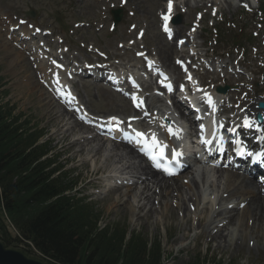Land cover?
I'll return each instance as SVG.
<instances>
[{
  "label": "rangeland",
  "instance_id": "374dc122",
  "mask_svg": "<svg viewBox=\"0 0 264 264\" xmlns=\"http://www.w3.org/2000/svg\"><path fill=\"white\" fill-rule=\"evenodd\" d=\"M165 0H163L162 3L156 2V0H128V6L122 9L123 14L125 15L124 22L118 26L117 33L114 36L107 34V35H101L99 38L101 41V50L107 52L106 47L113 52V48L117 40L119 39L129 42L131 39L134 40L136 34L143 33V41L144 45L146 47L152 48L151 53H155V45L158 40V34L159 30L156 31L157 28V18L154 19L151 17L150 12L153 14L155 13L156 9L157 11L160 9L162 10ZM186 1V0H185ZM188 1V0H187ZM263 4L264 9V0H260ZM240 3V0H223V3L218 7V10L222 13V17H227V20L230 21L229 17L230 15L233 16V22L236 25L235 29L231 30L226 27V33L223 32L224 36L226 38L233 37V35L238 36L240 34L239 28L241 29V26L244 24L245 20L251 18L252 20H255L257 22L259 19L258 13L249 14L245 13L246 16L244 18H241L237 12H240V8L238 4ZM81 4L80 6H78ZM112 4L116 5L115 0H0V10L4 12L7 16H5L8 20V14L10 15V18L15 21V17H20L22 12H26L29 8H34L37 11V16L39 19V23L37 26H39L42 29L50 30V28L57 27V21H62L65 23L66 27L72 28L73 22H83V21H89L92 22V20L95 19H102L104 20L107 16V14H103L102 12L104 10H108L109 13L112 11L110 7ZM76 9L77 11H74ZM221 8V9H220ZM8 14H7V12ZM177 12L180 13L181 9H177ZM191 12V11H190ZM236 12V13H235ZM157 13V12H156ZM194 13V12H191ZM155 17V14H154ZM209 16H207L208 22ZM10 19V20H11ZM108 19V17H107ZM189 19L191 20L192 17L189 15ZM74 20V21H71ZM219 21V18L217 19ZM134 26V27H133ZM188 27V26H187ZM186 27V30H187ZM258 29V27H255V31ZM199 38L205 42H212V37L215 35L213 32L210 33V36L207 37L204 34H199ZM78 39H80V36H76ZM5 38V32H1L0 29V40L4 41ZM118 38V39H117ZM50 39V38H49ZM52 41V39H51ZM164 41V40H163ZM199 41V40H198ZM55 44V43H54ZM0 76L3 78L2 84L5 86L0 92H4L8 90V93L5 95H0V101L3 105H9L13 110L12 112L19 116L20 114H23L22 121L31 122V126H35L43 132L44 134H47L46 140H49V143L52 144L51 148L56 149V154L58 157H60L64 162H67V168L66 171H69V173L73 174L71 175V178L75 181V183L78 185L76 187V191H79V188L89 184L91 181H95L97 178L96 176H93L90 174L91 167L88 166V163L86 164V158L90 155L93 156V152H84L80 155H75V150L78 146H81L80 143H75L73 141V133L77 131L78 129H71L72 131L68 132L67 134L69 137H65L62 140L59 139L61 132L56 131L54 134L55 128L45 127L46 123L44 122L43 113L46 112V107H43L41 110L39 107L41 103L38 102V97L43 94L44 97H48L43 92L44 90L40 87L41 85V79L40 74H36L37 71V64L33 62V60L28 59L26 56H22V63L21 68L12 69V67L9 65V55L7 52H4L2 43H0ZM99 48V46H98ZM159 48V46H157ZM226 48L228 46L226 45ZM71 49V51H70ZM80 49V48H79ZM246 50L248 52H251V50L246 47ZM62 51V52H59ZM53 52L61 53L60 56L62 57V60L68 62L70 57L73 58V56L81 57L83 61L88 57L85 53H82L76 48H69V46L65 47H59L58 44H55L53 48ZM227 54H230V51H226ZM156 54V53H155ZM210 53H208V56ZM217 55V54H212ZM218 56V55H217ZM157 57V54H156ZM225 57H227L225 55ZM227 59V58H226ZM36 67V68H35ZM47 77V76H45ZM26 82V83H25ZM31 84V86L28 88H25V85ZM89 85V84H88ZM40 87V88H39ZM84 87V86H83ZM97 87L90 86L86 89V92L84 89H80L79 94L82 97V100L84 101L85 105L88 106L95 114H99V112L103 113H120L119 110L125 111V107L122 103H120L118 100H112L114 96L109 95L108 97L103 96H96L94 95V91ZM84 90V91H83ZM85 92V94H84ZM49 100L52 99L51 97L48 98ZM83 103V104H84ZM51 110L57 111L59 114L57 116L61 115V117H67L68 115L63 112V110L59 109L58 106H56L54 103L50 107ZM54 112V113H55ZM62 119V118H61ZM59 120V119H58ZM57 128V127H56ZM74 130V131H73ZM54 134V135H53ZM60 141L59 143H57ZM74 142L76 144V148L74 151L71 148H68V145ZM55 146V147H54ZM78 157V158H77ZM70 159V160H67ZM113 159V158H112ZM107 165L112 164V161H108L107 159L103 160ZM113 164L109 167V169L113 168ZM107 167V166H106ZM122 170L126 167H130V164L127 163V161H124L121 165ZM93 169V168H92ZM188 174L185 175L187 177ZM89 189H91L89 187ZM99 190H101L102 194L105 191V188L99 187ZM99 194L98 197H91V199L97 200V202L93 203L94 208L97 209L99 214L101 215V223L104 226L105 223H115L119 222V224L124 225L125 227H128L129 230H137L140 231L144 235H151L152 238L156 241H161L163 243V249L166 254H168L169 258L172 256V259L168 261V264H185L187 261L194 257L192 253L185 252L183 255H180L176 253V244H178L181 232L180 230H176L174 226L171 227L170 230H167L170 226L169 222H166L165 228L168 231L167 235L171 236V240H166L163 242V233L159 231V227H157L156 222L153 218H158L156 215L152 216V214H149L150 218L144 220L143 216L144 214H138L135 219L138 220L136 224L134 223V220L132 216L130 217V210L126 209V204L124 205L123 202H120L119 204H116L113 202L114 196H110L109 200H105L104 196L102 194ZM88 195L91 193H87ZM185 197V196H184ZM236 198V197H235ZM90 199V200H91ZM186 199H188V196H186ZM177 204L178 203L176 201ZM118 205V207H116ZM171 205L173 206L172 202L170 201L168 203L167 207H162L164 211L168 215L169 210H173V215L178 214V210L176 211L174 208H171ZM175 205V204H174ZM174 207V206H173ZM185 205L180 207L181 214L183 213V210L185 209ZM119 210L120 212L117 213L115 210ZM140 216V218H138ZM235 223H237L235 221ZM234 223V224H235ZM222 225V224H221ZM236 227V226H235ZM11 235L13 233L10 231ZM189 236V234H186L184 237L185 239ZM207 241L205 239L201 240L202 244H205ZM241 241H235L232 246H230L229 249L225 252H216L214 251V247L216 246V243H212L209 246V253L204 256H208V264H264V251L262 252L259 248L256 249L254 246H245L244 244L240 243ZM238 249H235L237 248ZM205 248H201V251L204 252ZM264 250V248H262ZM191 250V249H190ZM189 250V251H190ZM262 252V255L260 254ZM31 259L39 260L37 258V255H31ZM45 264V263H44ZM47 264V263H46Z\"/></svg>",
  "mask_w": 264,
  "mask_h": 264
},
{
  "label": "trees",
  "instance_id": "16d2710c",
  "mask_svg": "<svg viewBox=\"0 0 264 264\" xmlns=\"http://www.w3.org/2000/svg\"><path fill=\"white\" fill-rule=\"evenodd\" d=\"M6 112L0 108V214L9 215L21 237L55 264H158V247L146 254L144 244L129 245L115 253L114 243L100 242L95 227L84 223L85 211L64 197L70 187L60 177L52 178L50 161L39 162L45 149L30 150L35 136Z\"/></svg>",
  "mask_w": 264,
  "mask_h": 264
},
{
  "label": "bare ground",
  "instance_id": "6f19581e",
  "mask_svg": "<svg viewBox=\"0 0 264 264\" xmlns=\"http://www.w3.org/2000/svg\"><path fill=\"white\" fill-rule=\"evenodd\" d=\"M163 0H156V2H158V4L160 2H162ZM211 4H216L215 2H211ZM216 6V5H215ZM151 17H154V14L152 12H150ZM159 43V53H158V57L161 60V62H163L165 65L168 66L169 70L171 69V71L173 70L175 73L178 72V70L174 67L171 66V62H170V55L168 54V52L171 49V47H169L166 44H163L161 41V38L158 37ZM2 43V47L3 49H5L8 52L12 53V50L6 47V44ZM1 46V45H0ZM20 60V56L13 55L12 60L9 62L10 67L17 65V63ZM76 67H81L80 64L75 65ZM172 71V72H173ZM173 72V73H174ZM174 73V74H175ZM219 80V78H217L216 80H214L212 78V81L210 82V84H212L213 82ZM26 83V82H25ZM25 88H28L31 86V84L29 83L28 85H25ZM43 96V94L41 95ZM43 101L41 102V107H39V109L41 110L43 107H46V112L43 113V118H44V122L46 123L45 127H50V128H56L59 127L60 124H62L63 121L58 120V116L56 113H54V110H51L50 107L52 105L51 101H49L46 98H42ZM260 98L257 99V101H259ZM235 102V100H233ZM250 102V101H249ZM256 103H250V105L247 107V109L243 112L244 113V117L247 118H253L254 116H256L259 112L256 108ZM178 112H179V108L175 107ZM64 118V117H63ZM72 130H70L71 132ZM74 131V130H73ZM68 132H65L62 135V139L65 137H69V135L67 134ZM68 148H76V144L71 143L68 145ZM77 151L75 152V155L78 154H82L86 151H88V146H78L77 147ZM100 150H101V144L98 147V151L96 150L94 152V154L100 155ZM111 152L113 153H121V155L117 156L119 162L123 161V159L125 157H134L135 154L134 152L130 151L127 147L125 146H118L116 144H114L111 148ZM139 161L142 162V160H140L138 158ZM125 170H128V168H126ZM132 170L134 171V168H132ZM218 174L219 177H221L222 174H225L222 171H216L215 175ZM139 180H141L142 177L145 178L144 181H141L140 184L142 186H145L144 189H141L137 194H135L134 196L131 195L132 193V189H127V195L133 199H139V202H143V204L138 208L139 211H143L144 209L142 207H147L150 206L152 208V199H154L152 197L153 193L155 194L156 191H162L165 192L166 195H161L160 196V203L162 205L167 206L166 201L171 200V192L173 191L170 185H166V182L163 181L162 178L158 177L156 174H154L146 164L142 165L139 167ZM207 172H205L204 176H203V181L205 179V177L207 178ZM228 179H226V184L225 183H220V186L222 187L223 190L229 192L228 190L233 189L234 195L239 196V201H242L243 203H246V207L243 209L242 213H240L241 216V222L243 223V225L241 226L242 230H246L247 228L251 231V236L256 238V240L258 242H264V198L262 200V198L260 197V192H258V186L255 182L249 181L243 177H240L236 174H228ZM202 181V187H205V185H207V181L205 180L204 182ZM237 184V188L235 189V185ZM213 187V190L215 189H219V184L216 186V188L214 187V185H211ZM198 185L195 183V180H191L188 184V189L191 188H197ZM176 189H180L179 186H176ZM152 191H154L152 193ZM241 195H242V199H241ZM164 203H163V202ZM190 201L192 202L191 204H195L199 201V199L197 198L196 195H194L192 198H190ZM184 204V202L182 203V205ZM128 210L131 211V213L135 216L133 217H137L138 214L136 215V209H133L132 204L131 206L129 205ZM187 211V210H186ZM152 209H149V211H147L146 214V218H148L149 214H152ZM187 213H184V215L186 216ZM239 214V211L237 210V213ZM235 216V215H234ZM132 217V218H133ZM245 219H246V223H245ZM247 220L249 221L247 223ZM234 221V220H232ZM257 227V230L254 231L253 228ZM256 233V234H253ZM212 241H220L221 243L224 244V247L229 243V240H227V236H223L221 232L218 233V235L215 237L211 238ZM240 240V239H238ZM219 243V245L216 247L217 250L221 249L222 244Z\"/></svg>",
  "mask_w": 264,
  "mask_h": 264
},
{
  "label": "snow or ice",
  "instance_id": "6c2138e0",
  "mask_svg": "<svg viewBox=\"0 0 264 264\" xmlns=\"http://www.w3.org/2000/svg\"><path fill=\"white\" fill-rule=\"evenodd\" d=\"M126 2V0H124ZM247 7V5H245ZM173 12H174V0H167V13L162 16V21H163V31L169 36V38L172 37L173 33L170 28V23L173 20ZM215 14V13H213ZM23 23V22H22ZM134 27V26H133ZM37 31H39L37 29ZM143 33H141V36ZM180 44H184V41L181 40L179 41ZM123 47V45H121ZM103 55V53H101ZM139 55L144 56L143 53H139ZM146 59V57H145ZM149 69L152 70L156 67V62L152 60L147 61ZM53 64H56L55 61H53ZM177 64H179L181 67H183V62L182 61H177ZM56 67H61L60 65L56 64ZM187 71V69H185ZM158 75L163 76V81H161V84L163 87L167 88L169 91H172V84L170 82L165 83L166 81L169 80V78L162 72H158ZM114 78V77H113ZM189 81H192V77L189 75L188 76ZM59 79H57V85H59ZM133 86L139 88V85L135 83V81H132ZM198 91H203L202 89H197ZM180 91H184L183 86L180 87ZM64 97H66L69 100L74 101L76 99L75 96L71 94V92H66L62 93ZM206 95V103L209 105V107L215 109V104L210 95ZM132 101L134 105L137 108L143 107V101L138 97V96H133ZM122 122L118 120L116 117H112L107 124L110 126V130L113 131H119V125ZM130 126V125H129ZM256 126L257 130H259V127L256 125V122L254 120H251L247 117L243 119V127L244 128H252ZM162 128H165L167 134L175 139H181L182 138V130L180 128H174V127H169L166 125H161ZM233 134H235V130H232ZM132 132L136 138V141L139 142L141 145L145 146L148 148V153L149 158L152 159L155 163L156 167H160L159 161L163 160L165 156L168 154V152H171V159L174 162H179L180 158L183 156V153L180 151H177L175 149H169V145L164 143L159 139L157 134L155 132L151 133H146L139 131L138 129L133 128ZM220 140L223 141V137H220ZM202 143L205 145H209L212 143L210 140H202ZM239 155H251V153H245L243 150H240ZM169 175H174L175 173L171 170V168H165L164 169Z\"/></svg>",
  "mask_w": 264,
  "mask_h": 264
},
{
  "label": "water",
  "instance_id": "95a60500",
  "mask_svg": "<svg viewBox=\"0 0 264 264\" xmlns=\"http://www.w3.org/2000/svg\"><path fill=\"white\" fill-rule=\"evenodd\" d=\"M0 264H41L24 258L15 251H7L0 245Z\"/></svg>",
  "mask_w": 264,
  "mask_h": 264
}]
</instances>
